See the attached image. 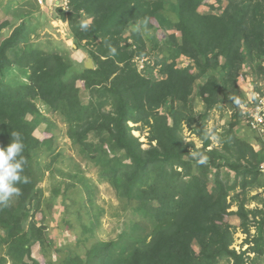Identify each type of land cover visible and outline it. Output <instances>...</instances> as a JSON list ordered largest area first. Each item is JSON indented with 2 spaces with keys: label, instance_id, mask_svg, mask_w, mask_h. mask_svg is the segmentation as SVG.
<instances>
[{
  "label": "trees",
  "instance_id": "trees-1",
  "mask_svg": "<svg viewBox=\"0 0 264 264\" xmlns=\"http://www.w3.org/2000/svg\"><path fill=\"white\" fill-rule=\"evenodd\" d=\"M176 2L179 20L174 27L181 38L169 35L176 49H161V58L155 54L153 65L147 59L141 68L137 59L148 51L140 30L132 27L146 23L152 28L150 19L166 10L163 0H69L68 8L59 7L78 47H90L85 48L96 65L92 69L78 70L70 59L41 44L26 42L23 47L29 35L26 23L17 24L8 36L3 29L9 23L0 24V146L11 143V133L22 135L28 161L23 175L29 178V183L18 185L20 196L0 206V246L7 248L13 264H53L45 260L48 246L54 245L47 239L44 220L34 219L35 209L40 210L33 203L38 198L35 157L40 150H52L54 139L35 136L37 127L52 124L38 107L39 99L50 112L63 116L81 160L99 170L131 216L121 238L98 242L91 253L86 247L83 256L76 248L95 236L102 214L91 197V184L84 183L92 205L85 211L81 206L65 208L66 223L78 236L75 247L55 249L63 256L60 264H252L250 253L264 256V213L254 224L257 233L252 235L249 225L250 213L256 216L263 210L250 211L245 199L239 202L249 190L264 188V137H256L255 144L252 136L235 131L238 104L245 96L236 88L242 68L251 65L257 74L264 69V0ZM202 6L210 10L201 11ZM87 17L91 21L84 31L79 24ZM127 32L131 34L125 37ZM182 54L191 59L179 66ZM13 66L25 81L4 80ZM154 66H160L164 78L148 75ZM78 81L84 82L88 101ZM197 98L205 104L200 114L194 110ZM222 103L234 106L238 116L209 135V113ZM182 125L199 138L200 147L194 140L184 141ZM145 127L150 132L148 148L133 134ZM201 157L205 163L198 162ZM66 186V180L58 183L52 200L72 194L73 200L80 199L77 189L69 194ZM234 203L238 210L230 211ZM232 215L241 218L247 234L248 248L239 252L231 247ZM35 243L43 248L41 260L32 256ZM6 261V255L0 257V264Z\"/></svg>",
  "mask_w": 264,
  "mask_h": 264
},
{
  "label": "rangeland",
  "instance_id": "rangeland-1",
  "mask_svg": "<svg viewBox=\"0 0 264 264\" xmlns=\"http://www.w3.org/2000/svg\"><path fill=\"white\" fill-rule=\"evenodd\" d=\"M68 1L69 0H48V3L44 1L41 4L37 0H0V24L5 21L9 23V25L3 29V31L7 32L8 36L11 34L17 24L26 23L29 28V35L24 41L21 42L23 47L24 43L26 42L41 44L48 51L60 52L62 55H64V57L71 60V63L76 69L83 70L86 62L93 58L85 48L90 47H78L74 36L71 34L68 22L60 18L61 16L59 15V7L63 9L68 8L66 4ZM163 2L165 3L166 10L165 12L158 14L159 17L150 19L154 25L152 28H150L146 23H139L132 27L138 31L140 30L143 39L146 42L148 51V54L144 59H137L139 68L142 67L143 61L147 59L151 60V64L153 65V60L156 57L155 54H157L160 58L163 56L162 53H160L161 49H176V45L171 43V39L169 37L170 34H176L179 38L178 40L181 38L180 33L174 27L175 23L179 20L177 2L176 0H163ZM209 10L210 9L207 6H202L201 11L207 12ZM26 14H29V16ZM86 21L90 22L91 19L87 17ZM130 34V32H127L124 36L126 37ZM132 41H134V38L128 39V42L131 43ZM190 59V57L182 54L177 58L178 65H187L190 62ZM262 64L264 65V60ZM93 66L96 67L94 61ZM149 74L152 75V78L156 79L165 77V75L160 70V66H154V68L148 72V75ZM24 78L25 75L20 73L16 66H13L8 70L4 80L25 81ZM263 78L264 69L259 72V74H257L251 65L243 66L242 72L238 77L236 87L238 90L240 89L241 92L244 91L245 96L242 100L240 98L241 103L246 101L245 99L248 98L247 94L251 91L254 90L257 92L264 89V84L260 81ZM78 85L81 88L82 95L84 96L85 100L88 101L89 94L85 89L84 82L78 81ZM36 103L41 112L49 117L50 121H52V124L48 123L47 125L43 124L37 127L34 131L35 136L45 139L51 137V135H54V139L52 143V150L47 149L45 151L47 152L46 154L40 150L39 155H36L35 157L34 167L38 177V184L36 187L38 198H36L37 201L40 200V204H36L37 201L35 200L33 203H35L34 205L36 207L38 206L37 208L40 210L35 209L34 219L37 223H41L42 219L44 220V224L46 225V235L48 236L47 239H51L49 241L54 245V247L47 245L49 250L54 248L50 252V255L57 253L54 255V257L60 258L61 261L63 256H61L62 254L58 253L55 249H61L66 244H68V246L71 244L73 247H75L78 236V230L75 229L76 232H73V230L69 229L66 223L68 217L65 218V208H67L69 205L75 207V209L81 206L85 211L91 207L92 204L89 202L90 196L86 194V188L84 184L87 182L90 183V189L92 192L91 197L94 199V202L98 208H100L102 211V214L100 217V223L96 229L95 236L85 244H82L76 248L83 256H85L86 247H88V250L91 253L93 251L92 248L96 243H105L109 242L110 240H117L121 238L120 234L123 230L122 227L124 226L125 221L131 216H127L128 212H126L124 207L125 204L117 196L114 187L108 181L100 177L99 170L92 165H87L85 161L81 160V156L77 152V146L70 137L69 126L65 122L63 116L59 113L50 112L47 106H45L40 99L37 100ZM169 106L170 104H167L165 109H167ZM165 109H163V111H165ZM107 110H110V108L107 107ZM194 110L197 114L205 111V104L202 99L197 98L194 100ZM239 112L240 116H238V113H236L234 110V106L232 107L230 104L222 103L210 111L205 127L208 129V131H211L215 127H220L221 129L224 125L228 124V119L232 118L233 115L234 117L237 115L239 123H237L235 131L239 136L242 137L246 135L252 136L251 141L257 143L256 137H259V135L250 130L245 125L249 118V114H244L242 110ZM130 126L137 127L140 125L130 123ZM246 130H250L251 133H249V131L247 132ZM181 133L185 142L194 140L199 147L201 146V141L199 138L196 137V135L190 133L186 125H182ZM133 134L140 138L144 148L149 147L148 137L150 132L148 127L139 130L135 129L133 130ZM91 138H93V136H91ZM216 145H218V143L214 137L212 146ZM46 148L47 147L44 146V150ZM74 174V178L71 177V175ZM261 179L262 185H264V177ZM64 180L68 181L70 186H66L63 189H68L70 187L69 194L77 189L76 193L80 194V199L73 200L75 195L72 194V198L67 197L68 199H62L60 195L58 196L57 200H52L54 187H58V183L63 182ZM238 191H240L239 187L237 188V192ZM244 199L246 201L245 208L247 210H263V212L257 213L256 216H254L252 213L249 215V225L251 224L250 233L253 235L257 233L254 224L256 223L257 219L262 218L264 213V188H255L254 190H249L247 196H240L239 202H243ZM34 205L33 207L35 208ZM238 205V203H234L230 208V211H237ZM32 211L34 212V210ZM30 219L31 218L29 217L24 222V226L29 224ZM228 219L229 223L233 226L234 231L231 247H234V249L237 251H243L247 249L248 245L245 243L247 234L244 231V226L241 224V218L238 215H232L229 216ZM123 240L128 242L127 237L123 238ZM40 247L42 246H40L38 243L32 247V255L38 260L42 259L44 252L42 251V248L40 249ZM195 247L198 249L197 246ZM6 249V247L1 248L0 246V257H4L6 255L7 263L5 264H13L8 263L10 257L8 256ZM250 256L252 258V264H264V256L256 257L255 253H250ZM224 263L225 262L222 261L220 264Z\"/></svg>",
  "mask_w": 264,
  "mask_h": 264
},
{
  "label": "clouds",
  "instance_id": "clouds-1",
  "mask_svg": "<svg viewBox=\"0 0 264 264\" xmlns=\"http://www.w3.org/2000/svg\"><path fill=\"white\" fill-rule=\"evenodd\" d=\"M79 27L82 30L87 31L89 22L82 20L79 24ZM111 52L115 54V49H111ZM261 82L264 84V79L261 80ZM240 104L241 101L239 103V108L241 111L242 109ZM245 125L263 139L264 133L252 128L248 123ZM209 135H212L211 131H209ZM11 136V143H9L6 147L0 146V206H8L14 197L21 195L22 190L18 185L29 183V178L23 175L24 168L28 161L23 154L25 151V144L23 142L22 135L19 132H13L11 133ZM198 162L205 163L206 160L205 158L201 157ZM30 218L32 217L30 216ZM9 261L8 263H10Z\"/></svg>",
  "mask_w": 264,
  "mask_h": 264
},
{
  "label": "built area",
  "instance_id": "built-area-1",
  "mask_svg": "<svg viewBox=\"0 0 264 264\" xmlns=\"http://www.w3.org/2000/svg\"><path fill=\"white\" fill-rule=\"evenodd\" d=\"M38 1L41 4L44 2L43 0ZM66 4H68V2H66ZM247 97L248 98L245 99L246 101L240 104L242 112L244 114H249L247 123L252 128L264 133V89L257 92L253 90L247 94ZM262 168H264V165H262Z\"/></svg>",
  "mask_w": 264,
  "mask_h": 264
},
{
  "label": "crops",
  "instance_id": "crops-1",
  "mask_svg": "<svg viewBox=\"0 0 264 264\" xmlns=\"http://www.w3.org/2000/svg\"><path fill=\"white\" fill-rule=\"evenodd\" d=\"M25 226H27V225H25ZM0 244H1V243H0ZM35 244H37V243H35ZM35 244H34V245H35ZM34 245H33V246H34ZM3 246H4V245H3ZM5 246H6V244H5ZM33 246H32V247H33ZM40 249H41V247H40ZM42 251H43V248H42ZM51 251H52V250H51ZM51 251L48 250V251L46 252V253H47V254H46V255H47V260L52 261L53 264H55V262L60 264V262L58 261V260H60V258H55V257H54V255L57 254V253H53L52 255H50V252H51ZM32 256H33V255H32ZM34 258H35V257H34ZM29 259H30L29 257H26V258L24 259V261H25L26 263H31V261H30ZM8 261H9V260H8ZM9 262L12 263L11 260H10Z\"/></svg>",
  "mask_w": 264,
  "mask_h": 264
},
{
  "label": "water",
  "instance_id": "water-1",
  "mask_svg": "<svg viewBox=\"0 0 264 264\" xmlns=\"http://www.w3.org/2000/svg\"><path fill=\"white\" fill-rule=\"evenodd\" d=\"M85 67L88 69H92L93 66V59H90L89 61L86 62Z\"/></svg>",
  "mask_w": 264,
  "mask_h": 264
}]
</instances>
